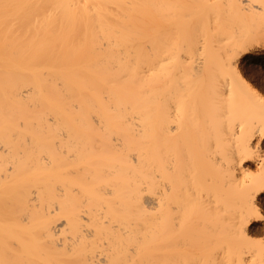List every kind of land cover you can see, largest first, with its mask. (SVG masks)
Wrapping results in <instances>:
<instances>
[{"label":"bare ground","instance_id":"bare-ground-1","mask_svg":"<svg viewBox=\"0 0 264 264\" xmlns=\"http://www.w3.org/2000/svg\"><path fill=\"white\" fill-rule=\"evenodd\" d=\"M144 1L145 31L141 0H0V264H248L264 96L241 62L261 51L217 60L209 5Z\"/></svg>","mask_w":264,"mask_h":264},{"label":"rangeland","instance_id":"rangeland-1","mask_svg":"<svg viewBox=\"0 0 264 264\" xmlns=\"http://www.w3.org/2000/svg\"><path fill=\"white\" fill-rule=\"evenodd\" d=\"M136 1H138V0H136ZM141 1H143V4L141 5V13H142V18L140 19V22L138 23V27L142 30V31H145V28L147 27V24L146 23H148L149 21L146 19V16H145V4H146V2L144 1V0H141ZM177 3H175V2H173V3H175V6H173L175 9H177L178 7V5H179V7H180V4L182 5V0L180 1L179 0V2L177 1V0H175ZM185 1V0H184ZM190 1V0H189ZM198 1V2H197ZM208 1V0H207ZM206 0H196V1H194L193 2V0H192V2L194 3L193 5L195 6H191V7H193V9L195 8V10H196V5L199 7H201V10L200 11H202V7L203 6H205V7H203L204 9H206L207 8V6H208V9H206V11L207 12H205V17H206V14L208 15V17H209V15H210V20H209V22L211 23V25L213 26V28H215L216 29V31H215V29H213V33L211 32L210 34H208V35H210L209 37H208V35H207V37H208V39H209V41L208 42H210L211 40H213V41H211L213 44H217V46H215L214 45V47L215 48H217L218 50H216L215 48H214V52H216V51H218L217 52V54H218V56H217V54H215L218 58H215V59H219L220 60V57H222L221 55V52H223L222 50L226 47V44L227 43H230V41L231 42H233L234 41V39H244L245 37H246V35H247V39L248 40H243V42H246V41H248L252 46L254 45L255 46V48L254 49H256V51L257 52H260V54L262 55H256V56H254L253 54L252 55H249L248 57H246V58H244L245 60H243L242 62H241V64H242V67L244 68V74H245V76H246V78L253 84V85H255V86H257L259 89H260V91L262 92V94H263V96H264V10L263 11H261V9H260V11H258V9H256L255 10V12L254 11H252L251 9H248L247 7H245L244 6V4H243V7H241L240 6V4H238V6L237 5H232L230 2H228L227 0H225L224 2H226L227 1V3H223V0H221L220 1V3L219 2H217V1H215L214 2V0H210V1H208L207 2ZM219 1V0H218ZM191 2V1H190ZM189 2V3H190ZM191 2V3H192ZM205 2V3H204ZM216 3L215 5H214V3ZM145 3V4H144ZM180 3V4H179ZM184 3V2H183ZM229 3V4H228ZM176 4H178L177 6H176ZM210 4H213V5H210ZM226 4V5H225ZM228 4V5H227ZM236 4V3H235ZM190 5H192V4H190ZM211 6V8H209ZM221 6V7H220ZM236 6V7H235ZM182 7V6H181ZM199 7V8H200ZM223 7H224V9H223ZM226 7V8H225ZM228 7V8H227ZM235 7V8H234ZM245 7V9H247V10H245V9H240V8H244ZM237 8H239L240 9V11H239V13L237 12ZM203 9V10H204ZM211 9V10H210ZM236 9V10H235ZM180 10H184V9H180L179 8V12L178 13H180ZM186 10V9H185ZM243 10H244V12H243ZM147 11H149V10H147ZM178 11V10H177ZM181 11V12H182ZM190 11V10H189ZM191 11H192V8H191ZM190 11V12H191ZM197 11H199L198 9L196 10V12ZM199 11V12H200ZM256 11H258V12H256ZM184 12V11H183ZM190 12H189V14L188 15H191L190 14ZM192 12H194V10L192 11ZM185 13H187V12H185ZM176 14V13H175ZM194 15V14H193ZM174 16V15H173ZM178 16V15H177ZM185 16V15H184ZM187 16V15H186ZM196 16H198V15H196ZM195 15H194V17L195 18H197ZM189 16H187V18H188ZM193 16H191L189 19H191ZM208 17H207V19H208ZM184 18H186V17H184ZM198 18H199V16H198ZM206 19V20H207ZM142 20V21H141ZM208 22V21H207ZM205 23H206V21H205ZM216 26V27H215ZM214 31L216 32V34H214ZM239 31V32H238ZM235 33V34H234ZM241 34V36L239 35V34ZM174 34H176V32L174 33ZM232 34H234V35H232ZM252 35V37H250L251 35ZM213 37H212V36ZM228 35H232V37L230 36L229 38H226V36L228 37ZM236 35V36H235ZM249 35V36H248ZM174 36H176V35H174ZM235 36V37H234ZM239 36V37H238ZM243 36V37H242ZM212 38V39H211ZM245 38V39H246ZM230 40V41H228V40ZM176 40H177V38H176ZM206 41V40H205ZM216 41V42H215ZM203 42V41H202ZM225 43V44H224ZM219 44V45H218ZM231 44V43H230ZM225 45V46H224ZM220 46V47H219ZM253 46V47H254ZM221 47H223V48H221ZM203 49V48H202ZM201 49V50H202ZM222 49V50H221ZM203 50H206V49H203ZM194 51V50H193ZM196 51H197V49H196ZM200 51V50H199ZM221 51V52H220ZM201 53H204V52H206V51H200ZM200 52H194L195 54V56L194 57H196V56H198V54H201ZM193 55V54H192ZM220 55V56H219ZM258 57V58H257ZM263 57V58H262ZM217 60H215V61H217ZM221 61V60H220ZM198 92H200L201 93V95L200 96H202V95H204L205 93H206V91H205V88L201 85V87L199 88V91ZM200 96H198V99L194 102L195 103V106L194 107H198L199 109H200V107L203 105V107H204V109H203V107L201 108V110H199L198 109V111L196 112L197 114H198V116H200L199 118H205L206 116L205 115H208L207 117H211V116H214L213 114H217L216 112L215 113H213L212 111H217V108L219 109V111H220V106H221V104H220V106L219 107H216L215 108V106L216 105H213V107H214V109H213V107H212V105H210V104H206V101H204ZM201 100H200V99ZM205 102V103H203V102ZM193 102V101H192ZM193 104V103H192ZM197 104V105H196ZM199 104L201 105V106H199ZM205 105H206V107H205ZM193 106V105H192ZM190 107V108H193L194 109V107ZM218 106V105H217ZM212 107V108H211ZM195 108V109H196ZM224 107H222V109H223ZM258 108V107H257ZM194 109V110H195ZM210 110V113L211 114H209V112L207 111V110ZM221 109V110H222ZM190 110H192V109H190ZM194 110H192V112L194 111ZM206 111V112H205ZM252 111H255V108H254V110H252ZM257 111H258V109H257ZM201 112V113H200ZM200 113V114H199ZM206 113V114H205ZM250 113H252V112H250ZM204 114V115H203ZM193 115V113H191V116ZM218 115V114H217ZM248 115V114H247ZM252 115H253V113H252ZM203 116H205V117H203ZM264 148V147H263ZM261 211H262V213L264 214V195L261 197ZM193 214V213H192ZM195 223V222H194ZM194 223H192V227L191 226H189V228H191V229H193V227H194V230H195V226H196V224H195V226L193 225ZM263 224H264V221H263V223H262V221H259V222H256L255 224H253V225H251V227L249 228V229H251L250 230V236H249V238H248V236H247V239L246 240H244V243L245 244H247V247L248 246H250V247H248L249 249H251V251L249 250H247L245 253L243 252V249H240V252H241V250H242V252L244 253V254H242V252H241V254L243 255V257L245 256V259L243 258V260L244 261H242V262H245V263H248V264H259V262L260 263H263L264 262V260L261 258L262 256H263V258H264V226H263ZM263 226V227H262ZM186 228V227H185ZM184 229V228H183ZM191 229H189V233H190V230ZM187 231V234L185 233L186 231ZM184 234H186L187 236H189L188 234V230L187 229H184ZM192 231V230H191ZM183 232V231H182ZM199 232V231H198ZM194 233V232H193ZM199 233H201V232H199ZM191 234V233H190ZM201 235V234H200ZM192 236H194V234L192 235ZM198 236V235H197ZM199 237V236H198ZM192 238V237H191ZM190 238V239H191ZM197 238V237H196ZM194 239H195V237H194ZM199 239H200V237H199ZM198 239V240H199ZM201 239H202V236H201ZM199 241H201V240H199ZM203 241V240H202ZM192 242H195V240H192L191 241V243ZM200 243H202V242H200ZM199 242H197L196 241V243H192L193 245H195L196 247L198 246V244H200ZM243 243V240H242V242L240 243V244H242ZM243 243V244H244ZM243 244L242 245H240V246H242L243 247ZM244 247H245V245H244ZM243 247V248H244ZM247 247H245V250L246 249H248ZM194 252V251H193ZM198 252V251H197ZM261 258V259H260ZM264 264V263H263Z\"/></svg>","mask_w":264,"mask_h":264}]
</instances>
